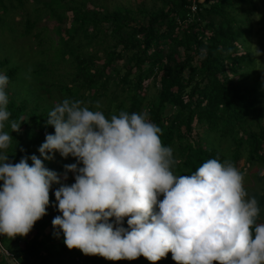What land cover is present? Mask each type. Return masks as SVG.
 Returning <instances> with one entry per match:
<instances>
[{"label":"trees","instance_id":"obj_1","mask_svg":"<svg viewBox=\"0 0 264 264\" xmlns=\"http://www.w3.org/2000/svg\"><path fill=\"white\" fill-rule=\"evenodd\" d=\"M26 1L0 0L1 28L7 25L16 33L12 16L21 15L18 24L24 31L18 37L38 30L32 38L33 58L27 63L12 59L0 42V73L9 77L11 115L2 130L13 138L9 162L27 157L31 166L32 155L43 160L39 148L47 134H55L47 114L68 98L101 110L109 119L121 110H147L150 121L161 129L162 144L173 149L176 175H190L208 159L227 160L242 174L241 160L248 167L264 165V76L256 71L248 16L256 2L264 0H204L197 2L195 13L190 0H159L164 9L113 11L89 0H50L35 2L29 13ZM43 19L57 22L58 42L46 26L39 27ZM64 22L67 27L61 26ZM261 22L264 25V12ZM261 68L264 72V64ZM12 121L21 122L18 132H12ZM43 163L57 173L60 183L52 184L46 214L27 236L0 235V264H151L143 256L111 261L68 249L62 230L52 225L62 215L55 192L75 183L72 172H67L70 181L61 180L66 165H83L59 152ZM256 177L264 178L261 170ZM253 197L260 209L257 224H264V193ZM123 227L128 228L127 217ZM25 238L30 239L21 248ZM156 264L176 262L169 252Z\"/></svg>","mask_w":264,"mask_h":264},{"label":"clouds","instance_id":"obj_2","mask_svg":"<svg viewBox=\"0 0 264 264\" xmlns=\"http://www.w3.org/2000/svg\"><path fill=\"white\" fill-rule=\"evenodd\" d=\"M8 84L0 73V235L27 236L46 214L60 179L43 160L59 152L83 165H66L64 178L75 173V183L55 192L62 215L52 225L68 249L111 261L143 256L156 264L171 252L176 264H264L258 201L246 198L243 174L231 162L208 159L190 175H176L173 149L147 113L121 110L109 119L65 98L47 114L55 134L39 148L43 160L32 155L31 166L27 157L13 164V138L2 131L11 115ZM20 123L11 122L12 132Z\"/></svg>","mask_w":264,"mask_h":264},{"label":"rangeland","instance_id":"obj_3","mask_svg":"<svg viewBox=\"0 0 264 264\" xmlns=\"http://www.w3.org/2000/svg\"><path fill=\"white\" fill-rule=\"evenodd\" d=\"M49 2L50 0H28L25 4V10L27 13L33 12V6L37 2ZM78 1V0H76ZM81 1V0H80ZM94 1L98 6H105L110 11L115 10L116 8H138L139 6H144L148 9H153L154 7H160L162 6L159 0H89ZM196 1L200 3H205L204 0H190L191 6L193 2ZM36 2V3H35ZM210 3V2H209ZM208 3V5H209ZM212 3V2H211ZM264 4L263 1H257L256 7L254 11L249 12V20L251 22V28H252V35H251V52L253 53L256 62H257V68L256 71L259 75L264 76L263 69L261 66L264 64V25L261 22L262 15L264 12V8L262 7ZM92 8V6H89ZM162 9L165 8V6L161 7ZM21 12V11H20ZM22 13V12H21ZM69 16H71V13L69 12ZM137 18V17H136ZM12 19L15 21V24L17 25V32L14 33L7 25L4 28L0 27V42H2L5 46L6 53H12L11 56L12 59L17 61L18 63H27L28 60L31 61L33 58L32 55V49L35 48V45L33 44L34 33H36L38 30L36 29L32 35H26L25 37H18V34H21L24 31L23 25L18 24V22L21 20V15L12 16ZM139 20L136 19L135 22H138ZM187 22L184 24V27L187 26ZM46 26L48 30V35L55 41L58 42L59 35L56 31V27L58 26L56 21L53 20H46L43 19L42 23H40L39 27ZM61 26L67 27L68 23L64 22ZM259 50V53L257 51ZM180 51H183L180 49ZM122 62L120 61L119 64ZM64 69V67H63ZM153 91V90H152ZM48 94V92L46 91ZM153 93V92H151ZM144 113L147 112V110L143 111ZM198 129V128H197ZM238 168L243 171L244 174V180H243V186L247 192L246 198H252L255 193L263 194L264 193V178L260 181L256 177V172L261 170V172L264 174V165H255L253 167H248V164L245 162V160H241L238 163ZM75 175L72 174V177ZM64 176H60L61 180L63 181H70V176L67 177V179L64 178ZM48 232V230H47ZM30 238H25L22 242L19 243L18 246L21 248L25 247L26 242ZM54 250V248H51V251ZM66 262L65 264H67ZM114 264V262H113Z\"/></svg>","mask_w":264,"mask_h":264},{"label":"built area","instance_id":"obj_4","mask_svg":"<svg viewBox=\"0 0 264 264\" xmlns=\"http://www.w3.org/2000/svg\"><path fill=\"white\" fill-rule=\"evenodd\" d=\"M191 11L193 13L197 12V3L196 1L193 2L192 6L190 5Z\"/></svg>","mask_w":264,"mask_h":264}]
</instances>
